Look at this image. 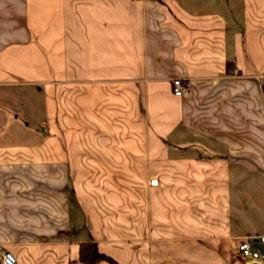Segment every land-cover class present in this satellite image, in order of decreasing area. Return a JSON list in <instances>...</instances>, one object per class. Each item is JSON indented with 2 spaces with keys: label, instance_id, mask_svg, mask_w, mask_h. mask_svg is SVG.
Segmentation results:
<instances>
[{
  "label": "crops",
  "instance_id": "crops-1",
  "mask_svg": "<svg viewBox=\"0 0 264 264\" xmlns=\"http://www.w3.org/2000/svg\"><path fill=\"white\" fill-rule=\"evenodd\" d=\"M27 99L49 135L0 143L19 264H264L235 244L264 252V0H0V137Z\"/></svg>",
  "mask_w": 264,
  "mask_h": 264
},
{
  "label": "rangeland",
  "instance_id": "rangeland-1",
  "mask_svg": "<svg viewBox=\"0 0 264 264\" xmlns=\"http://www.w3.org/2000/svg\"><path fill=\"white\" fill-rule=\"evenodd\" d=\"M38 95V91L36 92ZM175 94V93H174ZM27 106L26 109L21 110L17 113H19V123H17L18 133L12 132V129L15 128V123L7 121L5 122L4 128L6 129V134L2 135L3 137H0V143H7L10 145H21V146H30L32 143L30 137L31 135L36 137V142L38 145L43 143V139L47 135H49L50 131L44 132L42 127V122L45 121V119L40 117V110H38L39 106L33 105L31 103L30 99H27ZM42 112V111H41ZM31 114H34L36 117L35 120L30 121L29 117ZM10 117V115H9ZM17 133V134H15ZM40 137H39V136ZM74 224L76 227L83 226L84 224V215L80 212H77L75 210L74 212Z\"/></svg>",
  "mask_w": 264,
  "mask_h": 264
},
{
  "label": "built area",
  "instance_id": "built-area-1",
  "mask_svg": "<svg viewBox=\"0 0 264 264\" xmlns=\"http://www.w3.org/2000/svg\"><path fill=\"white\" fill-rule=\"evenodd\" d=\"M173 90L175 95L181 96L188 90V83L183 78H175L173 80ZM151 185H157L158 179L150 180ZM257 238L256 236H244L236 240V246L238 253L245 259H250L254 262H264V252H261L253 248V241ZM264 242V236L259 237ZM0 263L1 264H19L16 255L5 250L0 246Z\"/></svg>",
  "mask_w": 264,
  "mask_h": 264
},
{
  "label": "trees",
  "instance_id": "trees-1",
  "mask_svg": "<svg viewBox=\"0 0 264 264\" xmlns=\"http://www.w3.org/2000/svg\"><path fill=\"white\" fill-rule=\"evenodd\" d=\"M99 259H107L117 264L111 257L102 253L96 242L87 241L80 243V261L84 264H94Z\"/></svg>",
  "mask_w": 264,
  "mask_h": 264
}]
</instances>
